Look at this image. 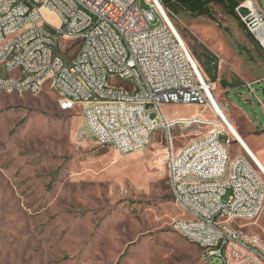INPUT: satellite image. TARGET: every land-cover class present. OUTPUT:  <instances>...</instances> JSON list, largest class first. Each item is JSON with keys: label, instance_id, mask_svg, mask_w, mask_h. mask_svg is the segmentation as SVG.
Segmentation results:
<instances>
[{"label": "rangeland", "instance_id": "1", "mask_svg": "<svg viewBox=\"0 0 264 264\" xmlns=\"http://www.w3.org/2000/svg\"><path fill=\"white\" fill-rule=\"evenodd\" d=\"M256 1L264 8V0ZM211 9L213 19L178 11L169 21L226 115L239 116L242 137L264 164V54L240 21L220 5ZM43 17L59 24L49 11ZM199 109L160 105L168 118ZM205 113L201 127L171 130L175 149L204 137V122L213 116ZM82 127L80 116L59 109L47 85L36 95L0 90V264H211L205 251L173 231L182 209L168 182L164 134L124 155L80 137ZM236 155L247 157L233 140L230 157ZM239 225L264 240V205L257 218Z\"/></svg>", "mask_w": 264, "mask_h": 264}, {"label": "built area", "instance_id": "2", "mask_svg": "<svg viewBox=\"0 0 264 264\" xmlns=\"http://www.w3.org/2000/svg\"><path fill=\"white\" fill-rule=\"evenodd\" d=\"M44 10L59 24L47 22ZM235 13L264 54V8L256 0H246ZM39 24L56 29L57 38L41 36ZM15 32L27 33V41L20 44H28L34 57L14 55L6 67L20 65V72L5 81L7 85L33 95L49 86L59 105L91 119V129L82 127L80 137L89 135L98 145L124 155L144 150L156 132L164 134L168 182L182 209V216L172 222L173 231L197 244L211 264H264V240L239 225L260 215L264 182H257L259 172L247 157H230L233 140L211 110L213 98L217 100L214 85L170 23L162 0H49L48 7H40V0H0V37ZM72 45L76 48L69 54ZM97 49L111 50L110 59H96ZM115 52L123 53V61H115ZM50 56L61 57L62 65L28 75L38 57ZM82 58H90V67L75 70V61ZM61 68H71V77L56 82ZM100 71H110L113 82L100 78ZM127 77L136 78V97H128ZM82 80L92 81V91H84ZM103 84H110V91H103ZM252 84L246 87L259 101ZM90 96H98V103H90ZM162 104L196 105L203 116L212 112L205 141L189 154L173 147L171 130L190 124L201 127L202 118L196 113L168 118L160 110ZM145 127H154L150 140H143ZM219 160H226L227 168H219ZM199 169H206V177H199Z\"/></svg>", "mask_w": 264, "mask_h": 264}, {"label": "bare ground", "instance_id": "3", "mask_svg": "<svg viewBox=\"0 0 264 264\" xmlns=\"http://www.w3.org/2000/svg\"><path fill=\"white\" fill-rule=\"evenodd\" d=\"M51 4H62V0H51ZM49 0H40V7H48ZM40 35L46 38H57V30L53 29L52 26L46 24H39ZM27 41V33L15 32L7 36L0 37V68H3V72L10 73L9 76H5L0 72V90L4 91H15L19 93L28 91H21L20 87H13L12 85H7L5 81L12 79V72L18 70L20 72V65H11V67H6L8 64L14 62V55H26V57H34V50H28V44H20L21 42ZM18 45L14 48V51H4V47ZM111 50L109 49H97L95 50L96 59H110ZM115 61H123V53L115 52ZM56 65H62V58L59 56L38 57L36 64H30L28 67V75H36L41 68H53ZM84 67H90V58H82L79 61H75V70H83ZM64 77H71V68H61V75H56V82H63ZM100 78L106 79V82H113V74L110 71H100ZM127 82H130V89L128 90V97H136L138 93V86L136 85V78L127 77ZM128 84V83H127ZM82 87L84 91H92V81L82 80ZM103 91H110V84H103ZM90 103H98V96H90ZM211 110L212 112L224 122V126L228 131L229 135L233 140H236L238 145L241 147L243 152L253 163L255 168L264 177V164L258 159L256 154L251 150L249 145L242 139V137L235 130L225 112L213 98ZM59 109L62 111H68V106L59 105ZM203 111L196 112V118H202ZM207 119V118H206ZM202 122V120H201ZM83 129H91V119L82 118ZM204 124L209 125V121H205ZM82 129L80 130V133ZM154 134V127H145L143 130V140H150V137ZM205 141V135L203 138L197 139L188 143L185 147L181 148V154H189V151L197 148L199 144ZM119 154H123L121 151H116ZM219 168H227L226 160H219ZM199 177H206V169H199ZM257 182H264L259 174H257ZM179 236L183 237L185 240L195 244L190 238H187L181 234ZM197 247L198 245L195 244Z\"/></svg>", "mask_w": 264, "mask_h": 264}, {"label": "trees", "instance_id": "4", "mask_svg": "<svg viewBox=\"0 0 264 264\" xmlns=\"http://www.w3.org/2000/svg\"><path fill=\"white\" fill-rule=\"evenodd\" d=\"M237 0H162V6L168 15L184 11L192 16H203L213 19L212 6L220 5L226 15L239 21L235 8L238 6Z\"/></svg>", "mask_w": 264, "mask_h": 264}, {"label": "crops", "instance_id": "5", "mask_svg": "<svg viewBox=\"0 0 264 264\" xmlns=\"http://www.w3.org/2000/svg\"><path fill=\"white\" fill-rule=\"evenodd\" d=\"M220 51H223L224 47H218ZM263 54V53H262ZM0 72L3 73L5 76H9L10 73L8 72H3V68H0ZM14 72L11 73V75H13ZM59 107V106H58ZM224 111V110H223ZM226 114V113H225ZM229 115V116H228ZM228 118H229V121H231V124L233 125V127L235 128V130L238 132V134L242 137L244 135V133L241 131V128H240V121L239 120V116H235L233 115L232 113L231 114H228L226 115ZM82 120V118H81ZM82 126V125H81ZM242 139L245 141V139L242 137ZM246 142V141H245ZM109 147V146H108ZM250 147V146H249ZM252 150V149H251ZM255 154V153H254ZM181 237V236H180ZM184 239V238H183ZM185 240V239H184ZM187 241V240H186ZM193 244V243H192ZM195 245V244H194Z\"/></svg>", "mask_w": 264, "mask_h": 264}, {"label": "water", "instance_id": "6", "mask_svg": "<svg viewBox=\"0 0 264 264\" xmlns=\"http://www.w3.org/2000/svg\"><path fill=\"white\" fill-rule=\"evenodd\" d=\"M239 13H240L241 16H245L247 12L245 10L241 9L239 11ZM262 94H263V97H264V90H262Z\"/></svg>", "mask_w": 264, "mask_h": 264}]
</instances>
